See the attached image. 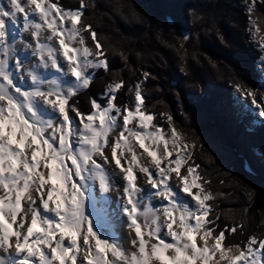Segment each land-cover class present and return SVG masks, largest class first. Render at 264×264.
Instances as JSON below:
<instances>
[{
    "label": "snow or ice",
    "instance_id": "6c2138e0",
    "mask_svg": "<svg viewBox=\"0 0 264 264\" xmlns=\"http://www.w3.org/2000/svg\"><path fill=\"white\" fill-rule=\"evenodd\" d=\"M258 2L264 0L248 5L254 26ZM86 7L84 0L77 9L59 0L0 3V264H264V239L250 236L243 247L225 243L226 233L243 225L217 233L208 203L215 196L204 187L210 181L199 174L173 117L167 115L169 136L142 110L140 84L134 108L115 103L122 80L108 85L105 104L93 98L89 113L70 103L90 86L91 70H109L97 33L82 19ZM259 32L256 26L254 35ZM29 56L34 60L26 63ZM244 95L264 117V103L252 90ZM145 154L155 171L141 163ZM112 164L122 175V192L105 167ZM137 169L150 189L138 182ZM97 220L124 223L135 234L134 250L101 231Z\"/></svg>",
    "mask_w": 264,
    "mask_h": 264
},
{
    "label": "trees",
    "instance_id": "16d2710c",
    "mask_svg": "<svg viewBox=\"0 0 264 264\" xmlns=\"http://www.w3.org/2000/svg\"><path fill=\"white\" fill-rule=\"evenodd\" d=\"M84 2L82 19L97 33L109 70H91L90 86L70 103L89 113L92 99L105 104L107 86L122 80L115 100L121 108L131 83L149 73L139 83L142 110L152 113L160 127L167 126L170 114L174 126L200 147L193 160L210 181L204 187L215 196L208 203L217 233L243 225L226 233L227 245L243 247L250 236L264 239V121L245 126L237 120L231 90L239 85L253 90L259 78L245 0ZM59 4L77 9L80 0ZM251 19L260 29L258 37H264V3L256 4ZM85 36L94 49L90 35Z\"/></svg>",
    "mask_w": 264,
    "mask_h": 264
},
{
    "label": "rangeland",
    "instance_id": "374dc122",
    "mask_svg": "<svg viewBox=\"0 0 264 264\" xmlns=\"http://www.w3.org/2000/svg\"><path fill=\"white\" fill-rule=\"evenodd\" d=\"M250 2H251V0H245V2H244V8H245V10L247 12H249L248 11V5H249ZM0 3H3L4 6L7 7V0H0ZM252 20H254V19H252ZM247 30H248L250 39H252V41H254L255 47H256V49H258V56L255 59L254 66H255V68L257 70L259 78H258V82H257L256 88L253 89V90L251 89V90L254 92L256 98L258 97V98H260L262 100L264 94H261L260 91H259V85L261 83V78H262L261 77V64H262V60H263L262 57L264 56V51H262L261 48H260V44H261L262 40H261L260 37H258V34L254 35V33L256 32V26H254L252 23H250V19H248ZM24 35H25V37L28 40H31L30 33H25ZM16 47H17V49H20V50L23 49V45H21L19 43L16 45ZM20 55L23 57L24 56V51H20ZM31 60H34V58L29 56L28 60H26L25 62L28 63ZM50 74L51 73H46L45 75H50ZM142 80H144L143 73H141V75L139 77H137L131 83L130 87L128 88V90L126 92V103L121 107V109H123L125 106H128L130 108H134L135 107V104H136V98H135L136 85L139 84ZM24 86L26 87L27 85H24ZM231 90H232V95H233V98H234L233 103H234L235 108H236V109H234L233 114L237 118V120L243 122L245 126H248V125H250L251 123H254V122L264 121V117H261L259 115V113H257V108L253 110L252 108H255V106H250L251 102L248 101L250 98H245L244 93H246L250 89L246 88L244 85H239V89L236 86V87H233ZM263 93H264V89H263ZM129 96H131V101H129ZM71 115L75 117V112H72ZM250 115H251V118L253 119L252 121L249 120ZM77 122H79L78 118H77ZM166 124H167L166 127L164 126V127H161V128H163L165 130L166 134L170 136L171 133H170V131H168L169 130V121L168 120H167ZM113 135H114V133L112 134V136ZM111 137H110V139H111ZM181 140H186V141L189 142L187 151L192 153V157L194 159V156L199 153L200 147L195 145V147L193 148L192 147V142L188 139V137L185 134H183L181 136ZM160 150L161 151L163 150L162 146H161ZM137 152L138 153L140 152V149H139L138 146H137ZM145 157H146V154L141 157V163H143ZM191 161L192 160H189L188 163L191 164ZM105 167L107 168V170L110 173L112 172L111 168L112 167H113L112 169L115 168L113 165H106ZM185 169H186V167H185ZM120 185H122V184H120ZM193 191L195 192L196 190L193 189ZM114 194H116L115 188L113 189L112 193L110 194L112 200H113V195ZM152 202L154 204H159L161 201H152ZM94 219H95V217H94ZM118 223H119L118 221H109V222L106 223L103 220H97L96 226L98 228H100L101 231H106V232H108L110 234H114V235L120 236L122 238L124 247L129 250V248H127V246L125 245V241H124L122 233L119 231ZM121 224H124V223H121ZM81 243H82V241H81ZM209 243H212V241H209ZM129 251H131V250H129ZM232 252L238 254V250L236 248H233ZM80 258L83 259V254L82 253L80 254Z\"/></svg>",
    "mask_w": 264,
    "mask_h": 264
},
{
    "label": "bare ground",
    "instance_id": "6f19581e",
    "mask_svg": "<svg viewBox=\"0 0 264 264\" xmlns=\"http://www.w3.org/2000/svg\"><path fill=\"white\" fill-rule=\"evenodd\" d=\"M264 57V56H263ZM261 83H260V85H259V91H260V93L261 94H264L263 93V89H264V59L262 60V64H261ZM248 98H250L248 101L249 102H251L250 103V106H253L252 105V99H251V97H248ZM129 101H131V96H129ZM257 102L258 103H264V95H263V99L261 100L260 98H258L257 97ZM253 110L254 109H256V108H252ZM257 113H259V109H257ZM249 120L250 121H252L253 119L251 118V115H250V118H249ZM121 123H122V120H121ZM116 135H118V132H115L114 133V135L111 137V139H114L115 138V136ZM142 150L140 149V152H141ZM105 152H106V154L108 155V157L109 158H111V150H110V148H107L106 150H105ZM143 164H145V165H147L148 167H150V168H152V170L153 171H155V169H154V167L150 164V162H149V158L147 157V155H146V157H145V159H144V161H143ZM114 167H115V165L114 164H112ZM113 168V167H112ZM111 168V173L115 176V179L117 180V181H119L120 182V184H122L123 185V178H122V175L121 174H119V170L118 169H112ZM138 170V169H137ZM181 171L182 172H186V169L185 168H182L181 169ZM137 176H138V182L140 183V185H142L145 189H150V185H148L147 183H146V176L143 174V173H140L139 172V170L137 171ZM171 183L173 184V186L175 187L176 186V184H177V179H176V176H175V173H173L172 174V180H171ZM122 185H121V192H122ZM116 198H117V192H116V194H114L113 195V201H116ZM152 201H160L159 200V198H153V200ZM124 219V218H123ZM125 220H126V218H125ZM118 227H119V231L122 233V235H123V238H124V241H125V245L127 246V248H129V250H134L133 248H132V245H131V243H130V240H131V238L132 237H134V232L131 230V229H129V228H127L126 226H125V224H121V223H118Z\"/></svg>",
    "mask_w": 264,
    "mask_h": 264
}]
</instances>
